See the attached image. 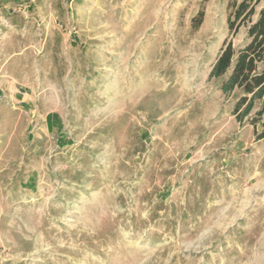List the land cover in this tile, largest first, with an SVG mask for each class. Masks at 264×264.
Instances as JSON below:
<instances>
[{"label":"rangeland","instance_id":"1","mask_svg":"<svg viewBox=\"0 0 264 264\" xmlns=\"http://www.w3.org/2000/svg\"><path fill=\"white\" fill-rule=\"evenodd\" d=\"M239 1L0 0V264H264V138L209 78Z\"/></svg>","mask_w":264,"mask_h":264},{"label":"trees","instance_id":"2","mask_svg":"<svg viewBox=\"0 0 264 264\" xmlns=\"http://www.w3.org/2000/svg\"><path fill=\"white\" fill-rule=\"evenodd\" d=\"M253 13L251 0L236 3L227 19L229 31L235 33ZM202 18L203 12L199 11L193 18L194 27L200 25ZM247 38L248 42L241 48H235L227 38L223 41L209 78L221 79L220 90L223 93H238L232 112L240 123L248 119L255 129V138L259 140L264 138V103L253 114L251 112L255 103L264 98V7L257 19L248 25ZM257 124L260 125L259 130H256Z\"/></svg>","mask_w":264,"mask_h":264}]
</instances>
